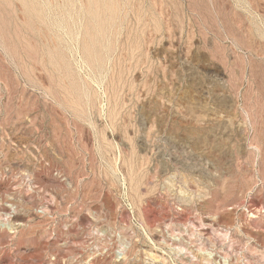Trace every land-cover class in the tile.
<instances>
[{"label":"rangeland","instance_id":"1","mask_svg":"<svg viewBox=\"0 0 264 264\" xmlns=\"http://www.w3.org/2000/svg\"><path fill=\"white\" fill-rule=\"evenodd\" d=\"M0 221V264H264V0H0Z\"/></svg>","mask_w":264,"mask_h":264},{"label":"bare ground","instance_id":"2","mask_svg":"<svg viewBox=\"0 0 264 264\" xmlns=\"http://www.w3.org/2000/svg\"><path fill=\"white\" fill-rule=\"evenodd\" d=\"M0 228H5L7 230H10L12 229V225L8 222V221H0ZM11 232V231H10ZM13 232V231H12ZM125 247V246H124ZM123 248V247H122ZM126 248V247H125ZM125 250V249H124ZM123 250V251H124ZM209 251H207V254H208ZM124 253V252H123ZM122 253V254H123ZM211 253V252H210ZM211 255V254H210ZM214 255V254H213ZM214 257V256H213ZM211 258V256L209 257ZM210 261V260H209ZM207 264V263H206Z\"/></svg>","mask_w":264,"mask_h":264},{"label":"built area","instance_id":"3","mask_svg":"<svg viewBox=\"0 0 264 264\" xmlns=\"http://www.w3.org/2000/svg\"><path fill=\"white\" fill-rule=\"evenodd\" d=\"M226 261L228 262V264H245V259H241V260H238V261L230 260V262H229V259L228 260L226 259Z\"/></svg>","mask_w":264,"mask_h":264}]
</instances>
